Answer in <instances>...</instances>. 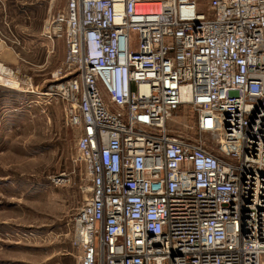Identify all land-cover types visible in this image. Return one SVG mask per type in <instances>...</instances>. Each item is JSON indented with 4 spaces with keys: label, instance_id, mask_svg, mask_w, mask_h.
Masks as SVG:
<instances>
[{
    "label": "built area",
    "instance_id": "2783aa9c",
    "mask_svg": "<svg viewBox=\"0 0 264 264\" xmlns=\"http://www.w3.org/2000/svg\"><path fill=\"white\" fill-rule=\"evenodd\" d=\"M208 1L66 0L45 19L66 53L46 94L87 180L79 264H264V0ZM182 106L215 147L168 128Z\"/></svg>",
    "mask_w": 264,
    "mask_h": 264
},
{
    "label": "rangeland",
    "instance_id": "374dc122",
    "mask_svg": "<svg viewBox=\"0 0 264 264\" xmlns=\"http://www.w3.org/2000/svg\"><path fill=\"white\" fill-rule=\"evenodd\" d=\"M199 1L205 11L209 1ZM65 7L66 0H0V67L11 75L0 73V264H79L73 218L87 180L77 132L62 102L46 95L65 44L51 47L40 35L47 16ZM172 114L175 135L216 146L195 131L188 107Z\"/></svg>",
    "mask_w": 264,
    "mask_h": 264
},
{
    "label": "bare ground",
    "instance_id": "6f19581e",
    "mask_svg": "<svg viewBox=\"0 0 264 264\" xmlns=\"http://www.w3.org/2000/svg\"><path fill=\"white\" fill-rule=\"evenodd\" d=\"M0 73L3 74L4 77H5V76H7V77L11 76V75H10V72H9L8 70H6V69L4 70V69L1 68V67H0ZM3 80H4L3 77L0 75V82H1V81L3 82ZM7 81H8V80H7ZM9 85H11V86L14 85V86H16V87H20L19 84H16V85H15V84H12L11 81L9 82ZM46 95H47V94H46Z\"/></svg>",
    "mask_w": 264,
    "mask_h": 264
}]
</instances>
